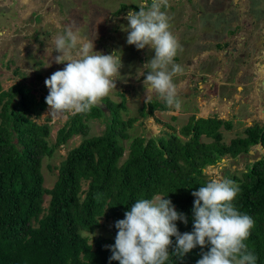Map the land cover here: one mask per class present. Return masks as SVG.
Segmentation results:
<instances>
[{"label":"trees","instance_id":"trees-1","mask_svg":"<svg viewBox=\"0 0 264 264\" xmlns=\"http://www.w3.org/2000/svg\"><path fill=\"white\" fill-rule=\"evenodd\" d=\"M48 94L36 96L32 88L20 84L3 91L0 85V264H119L110 260L108 247L115 243V223L137 200L155 195L170 199L187 218V224L176 221L179 233H191L192 192L209 181L205 168L223 158L248 154L253 147L261 149L260 159L248 164L240 176L228 178L239 186L235 208L254 220L245 243L257 257L256 264H264V128L251 126L245 137L226 144L221 129L229 131L230 123L192 118L180 130L182 137L173 130L148 141L135 137L120 163L125 148L119 142L129 139L128 129L135 122L119 116V110H125L123 102L113 109L114 103L107 100L112 119L102 135L88 137L87 122L100 118L102 112L94 106L87 113L69 115L51 145L49 125L33 119L46 109ZM148 107L150 116L165 110L156 101ZM76 135L83 140L57 167L53 187L45 188L43 160ZM202 137L211 142H201ZM102 219L111 222L112 238L97 237L90 243L84 234L99 229ZM172 241L165 264H197L211 247L197 245L180 258L172 254L176 238Z\"/></svg>","mask_w":264,"mask_h":264},{"label":"clouds","instance_id":"clouds-1","mask_svg":"<svg viewBox=\"0 0 264 264\" xmlns=\"http://www.w3.org/2000/svg\"><path fill=\"white\" fill-rule=\"evenodd\" d=\"M167 5L168 0H150V3L144 0L139 11H128V27L122 30L128 33V45L154 51V57L142 66L147 69L145 104L156 93L166 106L179 110L181 104L173 77L183 73V68L174 63L182 49L170 30V17L161 10ZM53 42L55 52L59 53L54 62L65 67L44 82L49 90L45 98L50 110L47 116L58 118L66 113L91 111L116 89V77L123 67L122 55L119 51L108 55L94 51V42L81 37L71 24L64 26ZM238 192L239 186L234 181L220 176L192 192L194 230L183 234L179 233L176 221L187 224V218L175 210L170 199L155 195L137 200L124 213L125 218L115 223L118 231L114 245L108 246L112 253L110 260L119 264H165L175 237L172 254L180 258L197 245L204 248L210 244V250L202 253L197 264H256L257 257L245 243L254 220L235 208L233 201Z\"/></svg>","mask_w":264,"mask_h":264},{"label":"rangeland","instance_id":"rangeland-1","mask_svg":"<svg viewBox=\"0 0 264 264\" xmlns=\"http://www.w3.org/2000/svg\"><path fill=\"white\" fill-rule=\"evenodd\" d=\"M182 1L187 4V1L189 3L191 0ZM193 1L202 7L200 17L202 27H199L198 30H196L197 26L192 28V30L198 31L196 37H199L200 31L203 29L202 32H205L210 37L209 39L212 40V34H214L213 40L223 41L227 36L226 32L231 29L230 42L236 46L240 43L239 37L250 35L252 30L248 25L243 24L234 27L235 24L239 23L241 14L237 8L226 9L227 3L231 0ZM237 1L241 2V0ZM143 3L144 0H0V85L2 90L8 91L11 87L20 84L32 88L36 96L49 92L45 86V80L57 70H62L65 67L64 64L54 62V58L59 53L55 52L53 41L57 35L62 34L64 26L71 24L74 26V30H79L81 37L94 42V51L105 55L119 51L118 54L122 55L123 67L119 70L120 75L116 77V89H113L107 97L103 98L102 102L105 104L107 100L113 102V109L117 107L115 104L118 105L123 102L125 110H119L121 119L127 121L129 118H133L135 121H140L128 129L129 139L119 142L125 148L120 163L127 158L128 147L135 137H143L148 141L153 135L156 137L166 136V133L170 131L161 127L159 121H166V123L171 124V117L174 115L177 117L180 112L173 107L174 110L169 108L172 110L168 112L162 113L156 110L153 116L146 115V110H143L146 107L144 84L137 86L132 77L137 76L144 83L145 76H141L139 73L147 70L142 66L154 57V51L148 47L137 50L134 45H128V33L122 30V28L128 27L126 19L128 11H139V7ZM247 3H249L248 7L251 13H254L258 18H264V0H247ZM170 4L174 5V0H168L167 7L161 10L169 9ZM189 11L184 16L177 14V17H180L178 19L175 18V11L173 12L172 9L166 11L170 17V30L172 32L175 31L172 28L174 26L172 21L178 22V26L181 27H183L181 20L185 16L195 21V10ZM187 26H189L188 29L183 27V31L190 33V25ZM211 27L212 30L219 28V32H217L218 30L210 31ZM233 37L235 38L234 41ZM226 47L227 45L224 48ZM176 56L183 58V51L179 50ZM239 60L237 57L236 61ZM48 64L51 66L47 67ZM152 101L162 102V99L153 93L150 102ZM49 111L47 105L40 117H33V119L40 125H49L50 137L48 141L52 145L55 142L57 131L65 125L68 116L72 114L66 113L58 118H52L47 116ZM101 111L100 118L87 122L88 137L102 135L107 123L112 119L109 109H101ZM189 113L187 114L189 115ZM140 114H144V116ZM188 115L185 117L182 114L178 116L176 121L178 120L179 123H175V121L172 126L177 127V129L185 126L186 122L189 123L192 120ZM221 131L225 142H229L230 138L235 136L233 132H226L224 129ZM236 136L235 138H237ZM82 140V136H73L66 144L60 146L51 158L43 160L41 172L45 188L53 187L57 180V167L67 153L77 147ZM201 142L208 144L211 139L202 137ZM257 158V154H241L236 159L224 158L221 162L205 168L204 174L208 180L217 176L226 178L234 174L240 176L242 172L246 171L247 165L252 164ZM221 163H223V167H219ZM83 188L85 189L86 185H83ZM48 201L49 197L45 196L44 207H47ZM100 223L99 229L93 233L84 234L89 238L90 243L97 237L112 238L111 222L102 219Z\"/></svg>","mask_w":264,"mask_h":264},{"label":"crops","instance_id":"crops-1","mask_svg":"<svg viewBox=\"0 0 264 264\" xmlns=\"http://www.w3.org/2000/svg\"><path fill=\"white\" fill-rule=\"evenodd\" d=\"M174 2V5L170 4L169 9L163 11L174 9L176 19L180 18L177 17V14L184 16L188 14L187 11L189 10V12H193L192 9L196 13L195 21L187 16L181 20L182 26L186 30L189 27L187 25H190V33L184 32L183 27L178 26V22L172 21L174 25L172 28L175 30L173 34H177L175 36L178 38L181 49H183L180 51L184 53L183 58L182 56L174 58V63L183 68L182 74L173 77L181 104L179 110L175 109L180 112H177V117L181 114L185 117L190 112L188 117L194 118V120L208 118L223 120L230 123L231 126L230 130L226 132H233L235 136L239 135L236 136L237 138L245 137V130L251 126L257 125L264 128V90L261 85L264 78V18H258L254 13H251L247 0L228 2L227 10L237 8L241 14L239 23L235 24L234 27L245 24L252 30L249 36L239 37L240 43L235 46L230 42L231 29L226 32L227 36L223 41L213 40L214 34H212V40L209 39L210 37L202 32L203 29L200 31L199 37H196L198 31L192 30V28L197 26L196 30H198L199 27H202L200 21L202 7L193 0L189 3L187 1V4L182 0H174ZM218 29L212 30L211 27L210 31H217ZM232 39L235 40L234 37ZM226 45L227 47L224 48ZM237 57L240 59L239 61H236ZM146 71H141L139 75L146 76ZM136 78L138 79L137 76L132 77L137 86L144 84L143 81ZM158 103L159 106H165V110L158 109L162 113L174 110L173 107L169 109L163 100L162 102L158 101ZM148 105L146 104L144 107L146 112H148ZM177 117L172 116L171 122L174 123ZM139 121L134 123H139ZM172 123L159 121L160 126L169 130V133L171 130L175 133L179 131L176 133L179 136H181L180 130L188 124L186 122L185 126L177 129V127L172 126ZM175 123H179L178 120ZM235 136L230 138V141L235 139ZM153 137L156 136L153 135ZM230 141L225 142L223 140L226 144H229ZM248 154H257L258 160L263 153L259 147H253Z\"/></svg>","mask_w":264,"mask_h":264},{"label":"water","instance_id":"water-1","mask_svg":"<svg viewBox=\"0 0 264 264\" xmlns=\"http://www.w3.org/2000/svg\"><path fill=\"white\" fill-rule=\"evenodd\" d=\"M261 85H262V87H263V90H264V78L262 79V81H261ZM96 107H98L99 109H102V110H108L107 109V105L105 104V103H103L102 101L100 102V105H98V106H96ZM260 159V158H259ZM258 159V160H259Z\"/></svg>","mask_w":264,"mask_h":264},{"label":"flooded vegetation","instance_id":"flooded-vegetation-1","mask_svg":"<svg viewBox=\"0 0 264 264\" xmlns=\"http://www.w3.org/2000/svg\"><path fill=\"white\" fill-rule=\"evenodd\" d=\"M172 11H174V9H172Z\"/></svg>","mask_w":264,"mask_h":264}]
</instances>
